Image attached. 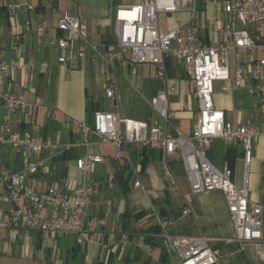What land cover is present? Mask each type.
I'll use <instances>...</instances> for the list:
<instances>
[{"label": "crops", "instance_id": "0c3cea01", "mask_svg": "<svg viewBox=\"0 0 264 264\" xmlns=\"http://www.w3.org/2000/svg\"><path fill=\"white\" fill-rule=\"evenodd\" d=\"M17 1L20 8L10 11L9 6ZM142 1L53 0L58 13H69L80 19L86 25L89 41L104 50L117 42V8ZM28 6L33 9L29 10ZM202 14L211 16V20L206 21L203 17L197 23L204 27L208 44L214 46L215 37L210 27L215 19H225L226 14L214 3L206 4ZM170 19L169 24L160 25L162 31L187 21L188 13H176ZM57 24V14L40 0H0V56L6 63H18L3 89L22 96L26 104V108L12 113L8 122L4 120L6 108L0 106V130L5 126L14 132L50 137L60 144L75 143L80 138L79 124L82 121L91 124L88 115L92 114V121L93 114L99 110L146 122L150 126L166 127L165 121L153 112L148 101L163 95L169 83L176 87V93L169 96L170 107L178 112L173 123L182 133H192L199 114L195 85L186 75L184 63L175 55L163 57L166 78L161 79L157 67L150 64L135 67L133 73L134 66L127 53L125 60L118 63L122 76L115 78V98L110 99L106 92L113 81L101 75L91 54L82 58L78 68L59 63L60 50L53 44V40L62 34ZM39 25L47 28L46 35H37ZM255 58L245 55L246 62L242 61L240 69L245 63L250 70L251 64L257 63ZM237 67V59L232 53L231 79L227 83L230 90L226 92L240 88L235 85ZM259 82L252 77L249 79L250 88ZM252 97V110L247 113L238 110V115L231 106H216L215 102L214 105L223 110L227 121L234 125L261 131L264 114L258 108V98ZM100 99L110 101L108 110L100 107ZM90 139L92 145L88 148H74L56 157L47 151L27 154L22 149L0 145V188H3V173H20L29 163L38 165L36 174L26 173L25 176L39 193L56 188L69 194L78 186H93L95 193L89 199L84 221L85 231L97 235L95 242L79 244L74 235L41 233L23 227L2 229L0 264H159L164 242L160 234L150 231L158 226L157 214L169 222L174 235L221 239L234 235L224 195L220 191L193 194L179 154L165 158L160 151H150L139 145L125 146L141 173L143 186L136 189L131 168L125 159H115V148L99 135L91 134ZM215 141L210 150L211 160L214 162L220 152L222 167L230 166L234 181L241 185L244 171L241 143L235 142L232 146L223 143L225 149L217 151ZM262 143L263 147L258 150L264 153V141ZM228 153L232 156V164H229ZM85 154L99 155L103 159L92 167L89 175L77 165V159ZM237 168L241 173H237ZM253 181L256 189L264 188L263 177L254 176ZM185 209L190 213L184 214ZM0 210L6 212L8 208L0 204ZM141 211L146 214L138 216ZM170 264L177 262L171 263L170 260Z\"/></svg>", "mask_w": 264, "mask_h": 264}, {"label": "built area", "instance_id": "2783aa9c", "mask_svg": "<svg viewBox=\"0 0 264 264\" xmlns=\"http://www.w3.org/2000/svg\"><path fill=\"white\" fill-rule=\"evenodd\" d=\"M40 1L57 14V27L62 34L53 40V44L60 50L59 63L78 68L82 58L91 54L101 75L113 81L106 95L114 99L115 78L122 76L118 63L125 60L127 53L129 62L134 66L133 73L136 72L135 67L150 64L157 67L161 79L166 78L163 57L173 54L184 63L185 73L195 85L198 118L191 134L178 130L173 123L178 118V112L170 107L169 100V96L176 93V87L168 83L163 95L148 101L153 112L165 121L166 127L159 124L150 126L146 122L99 110L93 114L91 124L87 121L79 124L80 138L75 143L60 144L50 137L14 132L4 126L0 130V145H10L27 154L47 151L50 156L56 157L74 148H88L92 145L90 135L96 134L115 148L116 160H126L135 176L136 189L143 186L141 173L125 146L139 145L150 151H160L165 158L179 154L193 194L220 191L224 195L234 235L224 239L174 235L169 229V222L157 214L160 235L171 263L217 264L221 248L235 243L251 246L256 257L264 261V203L252 200L249 189L253 148L259 137L264 136V128L259 131L249 126L234 125L227 121L223 110L216 108L213 100L216 82L226 83L222 89L230 90L227 83L231 79L232 53L238 66L236 87H241L245 80L240 69L243 57H257L258 72L254 79H260V82L251 87L250 93L258 98V108L264 114V0H143L135 5L120 6L115 15L117 42L108 50L89 41L86 25L80 19L69 13H58L53 0ZM208 3L218 4L226 14L225 19H215L210 27L215 37L214 46L208 44L204 27L196 21L199 5ZM20 6L18 1L14 2L9 10L14 12ZM28 9L33 7L28 6ZM182 11L188 13L187 21L176 24L168 31L161 30L159 14ZM36 33L44 36L47 28L39 25ZM77 42L78 46L75 45ZM17 66V62L6 63L0 56V106L6 108V122L12 113L26 108L22 96L3 89L12 69ZM215 140L223 141L226 146L241 143L244 162L241 185L234 181V171L230 166L219 168L211 160L210 150ZM102 161L99 155L85 154L77 159V165L89 175L92 167ZM37 171L38 165L29 163L20 173H3L0 204H7L9 209L6 212L0 210V230L23 227L41 233L74 235L79 244L95 242L97 235L85 231L84 221L89 199L95 193L94 187L85 184L69 194L56 188L39 193L25 176ZM189 213L185 209L184 214Z\"/></svg>", "mask_w": 264, "mask_h": 264}, {"label": "rangeland", "instance_id": "374dc122", "mask_svg": "<svg viewBox=\"0 0 264 264\" xmlns=\"http://www.w3.org/2000/svg\"><path fill=\"white\" fill-rule=\"evenodd\" d=\"M206 4L199 5V11L196 16V21L199 22L203 17L204 19L211 20V16L208 15H203L202 10H205ZM177 14H182L185 15L187 14L186 11H182ZM174 14H159L158 15V20L161 26L167 25L171 22V17ZM246 59V58H245ZM243 57V60H245ZM234 57L231 58V61L233 63ZM253 60V59H252ZM243 62H246L243 61ZM250 62V61H248ZM246 64H242V70L244 73L245 80H243L242 86L238 88L234 92H226L222 89L223 86L226 85L224 82H216L215 83V92L213 95L214 102L217 105H223L225 107L231 106L232 111L238 115V110L242 111L243 110L247 113L249 110H252L253 108V103L254 99L251 96V88H250V83L249 79L255 76V74L258 71V64L257 63H252L250 66V70H247V67L245 66ZM249 71V72H247ZM234 74V73H233ZM260 80V79H259ZM228 85V84H227ZM100 107L102 109L108 110L110 107V101L108 100H103L100 99ZM91 111H88V114ZM241 112V113H242ZM240 113V112H239ZM91 115H88V120L89 122L92 123L91 121ZM264 141V136H260L258 139V142L254 144V151H253V159H252V164L250 167V172H249V189H250V197L252 200L257 201L259 203H263V198H264V188H255L253 177L254 176H260L264 178V157H263V152L258 150L260 149V146L263 147V142ZM226 146L223 145V142L221 140H216L215 141V150L219 149H225ZM263 157V158H262ZM214 159L215 164L219 167L222 168V163H223V156L220 154V152H217V157ZM237 173H241V170L237 168ZM242 177H243V170H242ZM236 182V181H235ZM6 205L7 208L9 209V206L7 204H2ZM220 258L217 264H264V261L259 260L255 253L254 250L251 246L249 245H244L240 246L239 244H232L227 246L226 248H221L220 252ZM234 253V254H232Z\"/></svg>", "mask_w": 264, "mask_h": 264}, {"label": "trees", "instance_id": "16d2710c", "mask_svg": "<svg viewBox=\"0 0 264 264\" xmlns=\"http://www.w3.org/2000/svg\"><path fill=\"white\" fill-rule=\"evenodd\" d=\"M227 158L229 160V164H232L233 159H232V156L229 155V153L227 154ZM145 214L146 213L144 211H141V212L137 213L138 216L145 215ZM150 231H152L151 233H153V234H160V227L157 226V227L153 228ZM159 264H170V258H169V255H168V253H167L165 248L162 251V255H161Z\"/></svg>", "mask_w": 264, "mask_h": 264}]
</instances>
